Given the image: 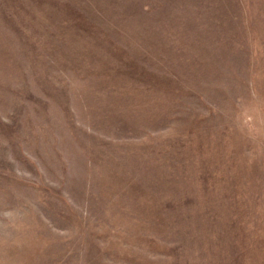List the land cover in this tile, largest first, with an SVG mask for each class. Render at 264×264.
<instances>
[{
    "label": "rangeland",
    "instance_id": "1",
    "mask_svg": "<svg viewBox=\"0 0 264 264\" xmlns=\"http://www.w3.org/2000/svg\"><path fill=\"white\" fill-rule=\"evenodd\" d=\"M0 264H264V0H0Z\"/></svg>",
    "mask_w": 264,
    "mask_h": 264
}]
</instances>
